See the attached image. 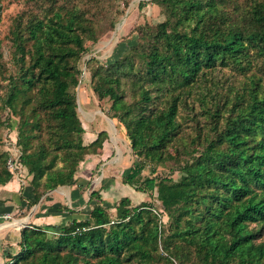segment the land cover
Masks as SVG:
<instances>
[{"label":"trees","instance_id":"1","mask_svg":"<svg viewBox=\"0 0 264 264\" xmlns=\"http://www.w3.org/2000/svg\"><path fill=\"white\" fill-rule=\"evenodd\" d=\"M45 1L42 16L11 31L17 71L0 94L2 106L18 117L30 205L72 184L84 156L107 137L101 130L84 143L69 91L79 82L85 40H96L92 22L75 5ZM151 2L165 20L139 27V40L114 61L93 66L89 77L97 99L111 101L110 117L122 124L138 158L122 183L155 191L166 224L149 201L131 205L123 196L113 214L92 190L85 218L21 227L19 251L4 264H264V0L241 9L232 0ZM217 68L243 78L219 93L210 78ZM188 117L197 131L190 136L183 125ZM168 160L178 163L179 179L142 177L147 164L153 173ZM11 178L1 167L0 185ZM161 235L166 255L158 252Z\"/></svg>","mask_w":264,"mask_h":264},{"label":"rangeland","instance_id":"2","mask_svg":"<svg viewBox=\"0 0 264 264\" xmlns=\"http://www.w3.org/2000/svg\"><path fill=\"white\" fill-rule=\"evenodd\" d=\"M127 1L128 4L125 5ZM232 1L240 9L249 3V0ZM46 4L45 0H0V94L5 92L9 75L17 71V66L13 61L14 45L11 31L15 28L21 30L30 18L42 16ZM61 4L68 7L75 5L83 11L85 17L91 20L96 34V40H85L86 51L78 61L79 82L75 87L70 86L69 88V91L76 96L77 113L86 133V135L83 134L84 143L89 142L90 135H87L89 133H98L101 130L107 132L102 147L96 149V153H94L98 154L100 159L97 161L92 159L91 154H86L79 163L77 172L82 171L88 177L84 188L98 190L103 197L104 205L108 207L115 206L123 196L130 198L131 205L139 204L143 200L149 201L155 209L153 210L159 213L162 223L166 224L167 216L160 208L155 191L150 195L148 192L136 191L133 187L122 183V177L128 172L132 163L138 161V158L131 151L122 124L116 118L110 117L112 114L111 101L108 98L97 99L91 89L89 77L93 66L96 64L106 65L114 61L125 49L135 44L139 40V27L145 24L155 26L165 20V15L151 0H59L56 5ZM235 6L232 3L228 6V10L233 15ZM29 45L30 42H28ZM210 78L219 84L216 90L221 93L230 85H238L237 83L243 78V75L230 68H217L212 72ZM207 83L209 84V81ZM202 90L204 92L206 88L202 87ZM188 102L193 105L197 114L196 120L202 125L203 130H206L205 124L208 122L205 117L198 114V101L190 97ZM180 110L182 115H186V112L189 111L185 108H180ZM191 114L192 111L186 116L190 117ZM189 117L183 124L188 136L197 132L193 130L195 121L190 120ZM17 127L18 117L11 115L0 102V168H8V160L13 158V145L21 154L20 146L17 144ZM84 161H90V163L83 164ZM24 168V166L21 167L22 170ZM150 170L151 165L147 164L142 171V177H171L177 180L182 174L178 169V163L171 160L157 165L153 173ZM13 219L2 218L0 220L10 222ZM20 222L22 224V221ZM12 225L20 226V223ZM162 240L163 235L159 240L158 252L166 255ZM172 261L173 264H177L174 259Z\"/></svg>","mask_w":264,"mask_h":264},{"label":"crops","instance_id":"3","mask_svg":"<svg viewBox=\"0 0 264 264\" xmlns=\"http://www.w3.org/2000/svg\"><path fill=\"white\" fill-rule=\"evenodd\" d=\"M96 134H87L90 135L89 141L95 139ZM91 157L97 161L100 159L98 154H91ZM86 162L90 163V161H84L83 164ZM30 178L24 168L21 180L12 178L0 185V216L7 214L8 218H14V221L10 222L0 220V264L10 261L19 251L21 227L31 225L45 227L65 224L73 218L83 219L88 215L93 204V201H89V193L92 190L84 188L88 177L82 171L74 175L72 184L47 191L33 205L29 204L34 199L32 187L29 184ZM113 211L114 206H110V212L113 213ZM19 222L20 226L12 225Z\"/></svg>","mask_w":264,"mask_h":264},{"label":"built area","instance_id":"4","mask_svg":"<svg viewBox=\"0 0 264 264\" xmlns=\"http://www.w3.org/2000/svg\"><path fill=\"white\" fill-rule=\"evenodd\" d=\"M15 143V142H14ZM13 158L8 160V171L12 174V178L21 180L22 179V165L20 163V152L15 145L12 147ZM21 182V181H20ZM0 218L8 219V215H1Z\"/></svg>","mask_w":264,"mask_h":264},{"label":"bare ground","instance_id":"5","mask_svg":"<svg viewBox=\"0 0 264 264\" xmlns=\"http://www.w3.org/2000/svg\"><path fill=\"white\" fill-rule=\"evenodd\" d=\"M12 221H14V220H12ZM22 221V220H21ZM20 223V222H19ZM19 223H17V224H19Z\"/></svg>","mask_w":264,"mask_h":264}]
</instances>
